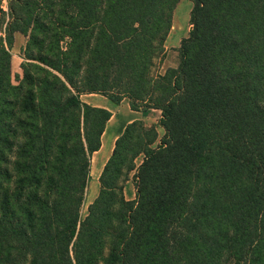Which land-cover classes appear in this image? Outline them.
<instances>
[{"label": "trees", "instance_id": "16d2710c", "mask_svg": "<svg viewBox=\"0 0 264 264\" xmlns=\"http://www.w3.org/2000/svg\"><path fill=\"white\" fill-rule=\"evenodd\" d=\"M180 2L0 8V264H264V0H192L179 66L161 74ZM92 94L161 111L164 135L127 126L83 218L112 117Z\"/></svg>", "mask_w": 264, "mask_h": 264}, {"label": "crops", "instance_id": "0c3cea01", "mask_svg": "<svg viewBox=\"0 0 264 264\" xmlns=\"http://www.w3.org/2000/svg\"><path fill=\"white\" fill-rule=\"evenodd\" d=\"M2 3V0H0ZM3 9H5L6 5L2 4ZM8 12V5L7 11ZM1 18V16H0ZM173 35L172 30L166 41V50H178L181 45V41L184 38H187V34L183 33L178 39L177 37L171 38ZM171 40V41H170ZM27 42V38L22 34L17 33L15 35V43L12 48V55L15 57L14 52L18 51L17 57H22L20 55V50L25 47ZM22 54V53H21ZM172 57H166L163 64L161 65V74H164L168 69H176L179 66V58L177 61H172ZM21 69V66H20ZM22 72V71H21ZM82 100L94 107H100L107 109L112 113V117L107 123L105 132L102 136V146L101 149L95 152L92 155L91 161V180L87 191V197L90 185L95 183L100 179V176L111 158L113 151L115 149V145L117 140L124 134L127 126L135 121H143L146 128L156 127L157 130L159 128V120L161 118V111L159 110H151L148 112H137L133 111L130 107V101L128 99H124L120 104H116L109 99L100 96V95H84L82 96ZM159 132V131H158ZM107 151V152H106ZM105 152V153H104ZM143 162V157H140L137 160V165H140ZM134 173L131 175V179L125 184V197L127 200H135L136 198V189L133 181ZM100 191V188H99ZM97 192V194L99 193ZM95 194V195H97Z\"/></svg>", "mask_w": 264, "mask_h": 264}, {"label": "rangeland", "instance_id": "374dc122", "mask_svg": "<svg viewBox=\"0 0 264 264\" xmlns=\"http://www.w3.org/2000/svg\"><path fill=\"white\" fill-rule=\"evenodd\" d=\"M0 8L3 9L1 1H0ZM192 8H193L192 0H181V2L179 3L177 9L174 12L173 27H172L173 35H172L171 38L177 37V39H178L183 33L184 34L186 33L187 36H189V33H190L191 29H192V26L190 24V14H191ZM3 10L7 11V6ZM170 34H171V32H170ZM178 50H176V52H175V50L174 51L173 50H169L166 53V57H168V56L172 57L171 58L172 61H177V59L179 58ZM17 53H18V51L16 49V51L14 52L15 57H13V61H12L13 82H14V84H17V76L21 75V73H22L21 69H20V66H21L23 60H22V57H17ZM19 53L22 56V54H21L22 51L21 50H20ZM160 71H161V65H159V67H158L156 72L160 73ZM158 131H159L160 138H162L163 135H164V130L159 126ZM157 145L158 144H156L155 147ZM99 188H100V185H99L98 181L96 182V184L92 183L90 185L89 192H88L89 194H88V197H87V199L85 201V205H84V208H83V211H82L83 218L86 217L87 214H88L89 205L92 204V202L97 198V196L99 194V193L97 194V192L99 191ZM95 194H97V195H95ZM231 264H234V263H231Z\"/></svg>", "mask_w": 264, "mask_h": 264}, {"label": "built area", "instance_id": "2783aa9c", "mask_svg": "<svg viewBox=\"0 0 264 264\" xmlns=\"http://www.w3.org/2000/svg\"><path fill=\"white\" fill-rule=\"evenodd\" d=\"M2 4H4V5H8V0H2Z\"/></svg>", "mask_w": 264, "mask_h": 264}]
</instances>
